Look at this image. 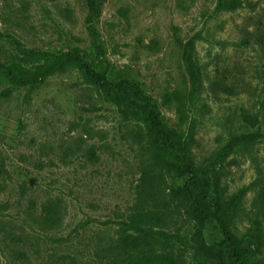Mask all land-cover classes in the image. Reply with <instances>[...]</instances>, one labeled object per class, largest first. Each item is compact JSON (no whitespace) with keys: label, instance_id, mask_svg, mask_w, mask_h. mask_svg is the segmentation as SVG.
<instances>
[{"label":"rangeland","instance_id":"374dc122","mask_svg":"<svg viewBox=\"0 0 264 264\" xmlns=\"http://www.w3.org/2000/svg\"><path fill=\"white\" fill-rule=\"evenodd\" d=\"M229 1L0 0V64L29 80L0 71V264H105L149 163L138 118L150 108L178 127L181 102L198 179L229 208L234 233L247 232L264 184V0L226 12ZM59 52L106 74L111 97L78 71L36 81ZM223 76L234 93L214 88ZM162 177L165 188L184 185ZM159 232L185 264H212L191 220ZM203 237L214 248L223 240L213 223ZM257 258L249 249L246 264Z\"/></svg>","mask_w":264,"mask_h":264},{"label":"trees","instance_id":"16d2710c","mask_svg":"<svg viewBox=\"0 0 264 264\" xmlns=\"http://www.w3.org/2000/svg\"><path fill=\"white\" fill-rule=\"evenodd\" d=\"M226 12H235L241 5L240 0L225 3ZM95 12V8L92 9ZM88 23H92L91 18ZM101 49V48H99ZM37 73L36 81L58 74L78 71L90 77L94 84L108 97H111L112 82L106 74L96 73L76 52L50 53ZM0 71L16 83L28 85L29 80L18 76L11 67L0 64ZM127 84V82H125ZM216 90L234 93L236 86H230L224 76L214 83ZM122 89V88H119ZM116 98L115 101H120ZM143 99V98H142ZM178 111L181 124L184 123L183 104ZM264 118V102L261 104ZM251 119V118H250ZM252 120V119H251ZM141 134L149 138L144 150L148 153L149 163L142 169V191L136 211L129 221L123 224L115 238L111 239L103 252L105 264H185L175 255L170 242L161 236L159 230L176 225L179 220H191L196 228L194 236L199 249L212 264H246L248 250L253 249L259 264H264V184L258 179L260 190L255 200L256 218L251 222L243 236L234 233L229 208L221 200H210L206 187L195 172L197 159L192 141L183 137L178 127H170L160 117V113L145 108L143 116L138 118ZM254 121L260 124L259 115ZM261 134L244 137L252 142ZM173 172L184 180L182 187L173 185L164 187L162 174ZM55 212H48L45 223H55ZM215 224L223 240L218 248L208 246L203 237V229L208 224ZM55 225V224H54ZM69 264V263H68ZM70 264H75L73 261Z\"/></svg>","mask_w":264,"mask_h":264}]
</instances>
